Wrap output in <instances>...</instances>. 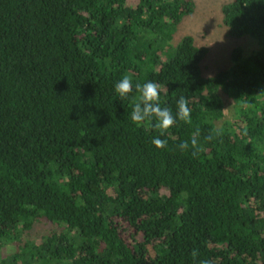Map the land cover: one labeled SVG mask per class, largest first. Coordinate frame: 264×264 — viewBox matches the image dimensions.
Returning a JSON list of instances; mask_svg holds the SVG:
<instances>
[{
    "label": "trees",
    "instance_id": "1",
    "mask_svg": "<svg viewBox=\"0 0 264 264\" xmlns=\"http://www.w3.org/2000/svg\"><path fill=\"white\" fill-rule=\"evenodd\" d=\"M194 6L0 0V264H264V0L221 6L227 35L258 48L209 76L206 46L173 42ZM150 81L173 116L188 99L190 123H132ZM219 92L235 113L217 125Z\"/></svg>",
    "mask_w": 264,
    "mask_h": 264
},
{
    "label": "rangeland",
    "instance_id": "2",
    "mask_svg": "<svg viewBox=\"0 0 264 264\" xmlns=\"http://www.w3.org/2000/svg\"><path fill=\"white\" fill-rule=\"evenodd\" d=\"M137 0H127L128 5H134ZM193 12L185 16L177 25L173 42L182 36L190 35L198 46H206L207 54L202 62V72L205 76L214 74L219 68L231 65V51L240 47L244 55L257 50L256 40L249 36L232 38L227 35L226 27L222 23L221 6L228 0H193ZM220 97L224 104V117L217 122L222 124L225 120H234V108L231 100L221 92ZM9 246L0 249V256L8 252Z\"/></svg>",
    "mask_w": 264,
    "mask_h": 264
},
{
    "label": "clouds",
    "instance_id": "3",
    "mask_svg": "<svg viewBox=\"0 0 264 264\" xmlns=\"http://www.w3.org/2000/svg\"><path fill=\"white\" fill-rule=\"evenodd\" d=\"M135 90L138 93L134 100L131 121L139 127L146 121H155L154 127L159 130L161 136H163L171 127H173L177 119L184 122H191V108L189 107V101L185 97L181 96L177 102L176 116H173L172 111L168 107H161L160 93L161 86L156 82L137 83ZM133 91L132 79L125 75L115 84V92L119 96L120 101L128 100L130 93ZM199 135V130L193 135L190 141L192 155L197 157L204 149L198 143L196 136ZM208 140L212 139V136L207 137ZM152 144L162 149L166 147V141L160 137L153 138ZM189 142H184L179 145L181 151L189 149ZM193 257L195 258L198 253L193 251ZM199 264H212L211 260H201Z\"/></svg>",
    "mask_w": 264,
    "mask_h": 264
}]
</instances>
